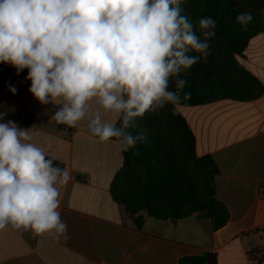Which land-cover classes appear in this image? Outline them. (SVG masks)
Segmentation results:
<instances>
[{"label": "clouds", "instance_id": "9594fccd", "mask_svg": "<svg viewBox=\"0 0 264 264\" xmlns=\"http://www.w3.org/2000/svg\"><path fill=\"white\" fill-rule=\"evenodd\" d=\"M181 3L0 0V63L17 74L28 69L29 92L41 104L59 105L50 120L73 127L87 117L100 142L115 138L128 151L146 139L143 130L130 131L136 119L190 99V93L181 96L187 81L180 73L211 54L216 21L199 19L198 36ZM236 20L246 28L252 16L240 13ZM173 77L175 91H170ZM9 90L16 94L15 86ZM6 115L0 113V121ZM31 141L29 129L0 122V230L9 225L35 235L54 230L67 239L57 185L68 173Z\"/></svg>", "mask_w": 264, "mask_h": 264}, {"label": "crops", "instance_id": "0c3cea01", "mask_svg": "<svg viewBox=\"0 0 264 264\" xmlns=\"http://www.w3.org/2000/svg\"><path fill=\"white\" fill-rule=\"evenodd\" d=\"M239 62L264 86V31L251 38ZM27 74L11 67L0 75V113L7 112L0 122L29 129L31 142L67 171L57 185V211L68 238L9 225L0 230V264H179L209 253L218 264H264V92L248 101L177 106L195 134L197 157L211 156L219 169L216 196L230 219L214 231L202 212L175 220L143 215L137 224L110 192L125 163L118 141L100 142L87 117L73 127L50 120L59 105L41 104L29 92Z\"/></svg>", "mask_w": 264, "mask_h": 264}, {"label": "trees", "instance_id": "16d2710c", "mask_svg": "<svg viewBox=\"0 0 264 264\" xmlns=\"http://www.w3.org/2000/svg\"><path fill=\"white\" fill-rule=\"evenodd\" d=\"M240 1L250 6L251 11H241L228 0H182V14L193 23L198 36L197 21L203 17L215 20L216 28L215 36L209 40L211 54L207 61L201 59L180 73V78L187 81L181 96L191 94L180 105L197 106L223 98L248 101L263 94V84L242 67L239 56L251 38L264 31V0ZM240 13L252 16L246 28L236 20ZM11 67L0 63V75ZM174 82L175 77L170 78V91H175ZM141 130L146 139L136 148L123 151L124 166L111 184V196L117 205L137 224L143 215L175 220L202 212L211 220L214 231L225 226L230 214L216 196L218 166L211 156L197 157L195 134L177 106L169 103L163 109L146 112L136 119V127L130 129L134 135ZM137 151L139 155H134ZM53 163L58 166L57 161ZM191 167L204 182L205 197L199 195L188 172ZM179 264H218V261L215 254L209 253L185 256Z\"/></svg>", "mask_w": 264, "mask_h": 264}, {"label": "rangeland", "instance_id": "374dc122", "mask_svg": "<svg viewBox=\"0 0 264 264\" xmlns=\"http://www.w3.org/2000/svg\"><path fill=\"white\" fill-rule=\"evenodd\" d=\"M230 2V4L232 6H234L235 8L241 10V11H251V7L246 5L244 2L240 1V0H228ZM188 172L191 174V176H193L194 180H195V186L197 191L199 192V195L201 197H205V189H204V182L201 179L200 176H198V174L195 172V170L191 167V169L188 170Z\"/></svg>", "mask_w": 264, "mask_h": 264}]
</instances>
